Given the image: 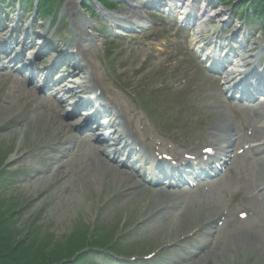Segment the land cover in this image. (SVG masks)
Returning <instances> with one entry per match:
<instances>
[{
    "label": "rangeland",
    "instance_id": "obj_1",
    "mask_svg": "<svg viewBox=\"0 0 264 264\" xmlns=\"http://www.w3.org/2000/svg\"><path fill=\"white\" fill-rule=\"evenodd\" d=\"M100 1L98 7L99 0H50L46 9L41 2H33L29 9L23 7L22 0H0V22L7 27L0 35L18 41L16 48H29L27 58L41 75L39 81L31 80L30 69L8 64L5 56H0V195L21 226L18 230L25 232L23 240H46L45 252L32 250L39 256L34 257L26 244L19 251L29 259L34 257V264L52 263L63 254L75 255L92 239L89 243L95 244L93 251L97 252L88 262L105 264L100 260L108 258L96 254L116 243L119 236V246H112L130 249L138 259L154 254L150 264H264V104L259 105L262 102L257 99L264 93L243 99L252 102L251 108L241 102L237 107L227 104L222 91L224 77L212 70L208 61L214 54L217 59L235 50L223 49L228 44L222 46L220 39L231 40L234 35L243 39L246 35L249 42L233 53L245 52L256 59L257 66H264V50L259 56L254 47L264 39V11L258 8L255 12L250 5L259 1L264 7V0H197V9L211 1L220 12L214 16V7H209V13L197 17L201 18L198 26L183 23L186 11L193 10V0H167L182 9L168 13L160 8L146 26L131 32L107 16L113 11L118 18L125 0ZM135 1L142 12L149 2ZM104 5L108 6L105 13ZM69 7L70 13L73 8L83 21H93V28L85 33L98 38L94 45L79 43L72 54L75 39L71 23L75 17L66 12ZM53 45L58 46L59 56L70 58L57 64L64 68L66 63L64 71L49 74L56 52L45 57L40 51ZM74 58L82 61L81 67H89L104 90V102L115 112L114 102L124 109L130 127L137 129L132 139L138 143L146 135L149 142L143 140L145 145L161 144L184 156L213 145L220 148L224 134L234 137L219 184L209 188L201 184L197 194L188 191L187 195L181 189L172 194L170 187L152 191L148 184L139 186L140 175L118 161L105 158L110 167L98 170L96 163L102 157L96 138L99 131L84 126L77 130L84 112L79 120L70 119L67 105L57 101L67 95L57 90L61 82L64 91L76 94L69 98L72 103L92 97L76 89V81L86 79L85 70L72 62ZM243 64L235 58L225 66L238 74L245 71ZM44 74L51 85L56 82V100L52 93L46 94L47 88L38 90L45 83ZM81 86L84 88V83ZM245 213L254 220L239 217ZM150 215L153 218L148 220ZM17 237L12 233V239ZM200 238L203 244L196 243ZM207 242L214 247L203 253ZM2 243L5 248L16 247L13 241ZM63 244L72 247L66 249ZM78 263L73 257L61 262Z\"/></svg>",
    "mask_w": 264,
    "mask_h": 264
},
{
    "label": "bare ground",
    "instance_id": "obj_2",
    "mask_svg": "<svg viewBox=\"0 0 264 264\" xmlns=\"http://www.w3.org/2000/svg\"><path fill=\"white\" fill-rule=\"evenodd\" d=\"M79 1V0H78ZM149 2H147V4L145 5V7L142 8V11H139V6L141 5H137L135 0H125V6H122V8L117 11L118 12V18H116V14L113 15V11H108V6L104 5V10L102 11L103 13H105L106 11H108L109 13H107L108 18L110 19L111 22H113L114 24L117 22V24L123 29V30H130L133 31L134 29H139L140 27H144L147 25L148 21L150 19H152V16L150 15H154L157 13V10H160V8H165V12H173V11H177V9H182L181 7H179V5H177V2L174 1L173 2H169L167 0H148ZM192 1V0H190ZM197 0H193L192 1V9L193 10H188L186 11V15L183 17L184 21L183 23L186 26H193V25H200L201 24V18H197L199 15L204 16L205 13H209L211 10L210 8H213L214 6H212V2L211 1H205V4L203 6V8L201 7L200 9H197L195 7V2ZM31 2H35L37 4H39L41 2V0H31ZM43 4H45L44 2H42ZM137 6H136V5ZM176 5V6H175ZM102 6V1L99 0V4L97 5ZM128 6V7H127ZM23 7H25V4H23ZM39 7V5L37 6V8ZM58 7V5L56 6ZM74 7V6H73ZM127 7V8H126ZM210 7V8H209ZM36 8V7H35ZM36 8V9H37ZM106 8V9H105ZM215 9V7H214ZM33 10V9H31ZM70 7L68 8V10H66V12L70 13ZM198 11V12H196ZM164 12V11H163ZM216 14L214 16H218V13H220L217 9H215ZM127 15H124V14ZM197 13V14H196ZM74 14V21L71 23L73 24L72 27V33L74 35V47L71 49V51L69 52L70 54L75 53V48H79V43L81 44H85V43H89V44H96V42L98 41L97 37H89L85 31L87 28H93V21L91 19H89L88 21H83L81 14L80 13H75L73 12V8L72 11L70 13ZM133 14V18H131L130 16H132ZM43 17H45V15H42ZM149 19V20H148ZM133 20V21H131ZM116 24V25H117ZM49 25V24H48ZM0 33H5L6 31L3 29H7L6 24L2 22H0ZM17 29L13 28V32H16ZM26 33H29V30H27ZM20 34V33H19ZM213 34H211L212 36ZM0 56H5L6 62H8V64H10L12 62V64H15L16 66L19 65V67L21 68H26V69H30L31 72V79L32 80H36L39 76H40V71L36 70L32 67L31 65V58H27V54L30 51L29 48H25V46H20V48H16V46L18 45V41L13 40L12 38H7L4 39L3 35H0ZM136 36H134L135 39ZM237 36H233L231 38V40H229L228 38H222L220 39V42L222 43V46L227 43L228 46L223 49H227L229 47V49L234 48L235 50L239 49V45L242 46L244 44H246L249 39V37L247 38V36L245 35V39H241ZM84 41V42H83ZM219 42V43H220ZM217 41L214 42V44H216ZM238 45V47L236 46ZM218 47H220V44H217ZM236 46V47H235ZM44 47V46H43ZM60 47V46H59ZM255 48H257L258 51V55H263V51L264 50V39L258 44L254 45ZM55 50H52V49ZM235 50L233 51V49H231V52H227V55L224 56V60L223 62H217V60H214V58H216V54L213 55V57H210L208 59L209 64L211 65V69L214 71H218L219 73H222V76L224 77V87L222 90L224 93V96L227 97V99L230 97H232L233 99H237L240 97H248L253 95V92H260V93H264V66H257L256 64V59L248 56L245 52H243L241 55L238 54V56H235ZM53 51L56 52L55 55V60L52 66H50V70L47 72L49 74H53L54 72H61L65 70V66L66 63L63 67L58 66L57 64L60 63L61 59H68L70 58L68 55H61L59 56V54H61V52H59V48L56 45H53V47L50 49V47L45 46L41 51L40 54L42 53V55L44 54L45 57L49 56L48 54L52 55ZM227 51V50H226ZM11 53L13 55H11ZM77 53V52H76ZM47 54V55H45ZM72 57V56H71ZM221 57V55L219 56ZM237 58V60H240V62L244 63V72L239 71V73H235L234 71H229L226 70V66L232 59ZM253 58V59H252ZM74 60V61H73ZM72 62L76 65L79 66V68L81 70H85L84 72V78L87 80L84 81H76V89L79 87L80 89H82V91H85V94L90 93L92 95L91 98L88 99V101L85 100H80L77 101L76 103H72L70 102L71 100H69V98L71 99L72 97H74L76 94L74 93V91H70V90H66L64 91L65 87L63 86V84H59V90H62L65 92L66 95V99L65 101L62 100V102H64V104L67 105L68 109L67 112L70 117V119H78V117H80V112H84L85 117H88V119L82 120L80 122V124L77 127V130H79L81 127H85V129L89 130H96L99 131V133L97 134V138L98 140L102 141L104 143V145L106 147L102 148V152L100 151V156L101 159L99 158L98 163H96L97 165V169L100 170L102 169V167L106 166V167H110L109 164L105 161V158L110 157L112 154L115 155V158H118L119 156L121 157L124 153H128L127 158L131 157L130 156V152L132 151V147L134 145H136V141L133 139V132H136L137 129L135 127V125L132 126V128L130 127V123L129 120L130 119H126L125 117V111L123 108H119V106L117 105V103L114 102V105L117 109V112L114 111V109H112V106L107 105L104 102V90L102 88H100L101 86H99V84H97V82L95 81L94 77H92L89 67H81L84 66L81 62V60H77V59H73ZM29 62V63H28ZM31 62V63H30ZM71 62V61H70ZM3 64V62H2ZM64 69V70H63ZM22 70V69H21ZM47 75L44 74L42 79H45V84H44V88L51 89V87H54L55 89V83L53 85L49 84L50 79L46 78ZM81 82L84 83L85 85V89L81 86ZM248 85V86H247ZM62 86V88H61ZM248 87H250V90L248 89ZM240 88H244L243 90H241ZM64 89V90H63ZM243 92L242 94L241 91ZM225 91V92H224ZM240 91V92H239ZM232 94V95H231ZM262 95V94H261ZM239 96V97H238ZM262 98V103H260L259 105L264 104V95L261 96ZM241 103H244L242 101H240ZM246 102V101H245ZM123 105V102H120ZM89 104V105H88ZM246 104V103H244ZM237 106V105H235ZM63 107V106H62ZM260 109V107H258ZM63 109L65 110V107H63ZM91 110V111H90ZM262 110V109H260ZM60 111H56V114H58ZM83 114V113H82ZM102 114V115H101ZM94 115L93 118H91L90 116ZM67 117V116H66ZM65 117V118H66ZM100 117H106L105 120L106 122H102L100 120ZM139 121H141L140 118H137ZM79 120V119H78ZM120 125V126H118ZM97 126V128H96ZM119 127V129H118ZM90 132V131H88ZM109 132V134H108ZM232 136L224 134L222 135L221 138V143L223 145L220 146V148H216L218 150V152L216 153L217 155H215L216 160L221 161V160H225L224 157L225 155L228 153L229 148H230V144H231V140H232ZM264 139V137L262 138ZM122 145V147H118ZM137 146H134V148H136ZM133 148V149H134ZM133 152V151H132ZM135 153V151H134ZM176 155H173L172 157L168 156L169 161H171L170 163H167L169 165H173L175 163V160H178V164L181 165L182 162H184V160L175 158ZM142 158V157H140ZM144 161L147 160V157H143ZM166 160V161H167ZM223 164H220L218 166H222ZM191 166V164H189L187 167ZM193 166V165H192ZM191 166V167H192ZM190 167V168H191ZM175 168L172 169V171H174ZM218 170V169H217ZM179 173H183L182 171L178 170ZM215 172L214 169H202L200 168L199 171H194L192 170L191 173H195L198 178L200 179V177H207L208 172ZM196 182V181H195ZM219 183V181H218ZM238 197L240 195H237ZM136 200H139L136 199ZM256 200V198H255ZM261 222H264L263 220H261ZM21 240L19 238L16 239V243H19ZM121 243V242H119ZM41 248H44V245H41ZM53 249L50 251L52 252ZM13 253V254H11ZM3 254H11L17 261V264H34L35 261L31 260V258L29 259L28 256H26L25 254H23L22 251H18L17 248H13L11 250H9L7 252L6 248L0 246V261L4 260V258L2 257ZM34 254V256H39L38 253H32ZM157 261V259L155 260Z\"/></svg>",
    "mask_w": 264,
    "mask_h": 264
},
{
    "label": "trees",
    "instance_id": "obj_3",
    "mask_svg": "<svg viewBox=\"0 0 264 264\" xmlns=\"http://www.w3.org/2000/svg\"><path fill=\"white\" fill-rule=\"evenodd\" d=\"M42 2H44L45 4H43ZM49 2H50V0H41V4L44 5L43 8H45V6L49 4ZM254 3L255 2H250V5H251V8L253 10H255V12L258 11V8H260V9L262 8L263 9L262 11H264V7L261 6L259 1L257 2V4H254ZM22 4H25V7H28L29 9L33 7V4L31 2V0H22ZM263 16H264V14H263ZM262 19H264V17ZM3 181H5V179H3ZM1 192H3V191L0 190V194H1ZM2 197L0 195V233H2V235H3L2 241L3 242H8V241L15 242V244H16L15 248H17L18 251H19V248L23 249L25 244H26V248H30L31 247L30 250L27 249L29 251H32L34 249V251H40V252L43 251V252H45V250L43 248H41V246H40V244L45 246V241H46L45 239L40 240V242H38V241H32L31 242L30 238H29V241L23 240V238L25 237L24 236L25 232H21V230H18V227L21 229V226L19 225V223H16L15 216L13 217L10 214V212L8 211L7 201L2 199ZM12 233L18 235V237L20 235L22 236L21 237V241L19 243H16V239L18 237L16 239L15 238L12 239ZM0 238H1V235H0ZM37 240H38V238H37ZM2 241L0 240L1 243H2ZM63 245L65 246L66 249H70L72 247L71 245H68V244H63ZM2 247L5 248V245H2ZM84 248H86V245L84 247L82 246V249L77 250L75 255L74 254L73 255H71V254H63V255H61L60 258L56 259L55 262L54 261L52 263L42 262L41 264H58V262H60V264H61V262H63V260H67V259H70L72 257L78 259V262H79L78 264H88V262H87V257L88 256L83 253ZM11 249H12L11 247H7L6 248L7 252L9 250H11ZM74 249H76V248H74ZM32 253H33V251H32ZM11 254H13V253H11ZM11 254H9V255L3 254V256H2L4 258V260L2 261L3 264H9V263L17 264L16 259ZM34 257L33 258L30 257V258L34 259ZM0 258H1V255H0ZM37 264H40V263H37Z\"/></svg>",
    "mask_w": 264,
    "mask_h": 264
}]
</instances>
